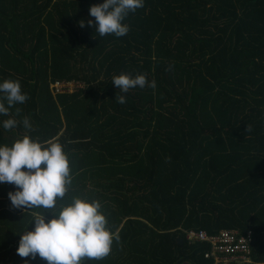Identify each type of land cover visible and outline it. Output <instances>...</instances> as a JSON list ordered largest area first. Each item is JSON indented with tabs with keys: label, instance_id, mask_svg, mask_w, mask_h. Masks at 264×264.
Here are the masks:
<instances>
[{
	"label": "trees",
	"instance_id": "obj_1",
	"mask_svg": "<svg viewBox=\"0 0 264 264\" xmlns=\"http://www.w3.org/2000/svg\"><path fill=\"white\" fill-rule=\"evenodd\" d=\"M102 2L0 0V83L19 80L29 97L0 114V145L28 135L63 146L71 184L56 213L73 197L97 200L120 237L81 264H212L210 243L188 230L225 228L252 230L263 262L264 0H143L121 37L95 30L89 8ZM120 73L156 87L122 93ZM56 81L83 87L55 95ZM9 118L21 123L5 130ZM16 190L0 184V264H47L16 249L32 212L56 214L13 207Z\"/></svg>",
	"mask_w": 264,
	"mask_h": 264
},
{
	"label": "clouds",
	"instance_id": "obj_2",
	"mask_svg": "<svg viewBox=\"0 0 264 264\" xmlns=\"http://www.w3.org/2000/svg\"><path fill=\"white\" fill-rule=\"evenodd\" d=\"M144 6L143 0H103L89 8L95 18V30L101 37L115 34L117 37L128 33L129 27L122 21L131 12ZM80 27L84 22L80 21ZM93 24L88 20V25ZM113 85L122 93L145 86L155 89V81H148L145 74L135 77L126 73L113 76ZM3 101H0V114L9 115V109L25 103L29 97L22 92L19 80L5 79L0 83ZM118 103H126L124 95H115ZM16 114L21 112L16 108ZM14 118L3 121V128L17 127ZM23 127L32 131L28 117L22 120ZM246 126L245 131H250ZM9 183L17 190L8 197L15 208L50 210L56 215L45 222L43 213L32 212L34 229L24 230L19 239L17 253L21 257H39L47 264H81L85 258L100 260L110 254L117 232L108 229L106 216L101 212L102 204L93 200L73 197L72 202L60 207L56 213L57 200L63 199L71 184L68 158L63 146L57 140L44 143L31 139L28 135L13 141L11 146L0 145V184ZM29 222V223H30ZM28 223V224H29ZM27 228V227H26Z\"/></svg>",
	"mask_w": 264,
	"mask_h": 264
},
{
	"label": "built area",
	"instance_id": "obj_3",
	"mask_svg": "<svg viewBox=\"0 0 264 264\" xmlns=\"http://www.w3.org/2000/svg\"><path fill=\"white\" fill-rule=\"evenodd\" d=\"M72 82L56 81L51 84L53 93L69 92ZM76 87L81 84L75 83ZM188 239L191 241H207L210 250L205 253L206 258L213 260L212 264H250L255 262L252 258V230L245 233L237 229L225 228L216 234H210L206 230H188Z\"/></svg>",
	"mask_w": 264,
	"mask_h": 264
},
{
	"label": "rangeland",
	"instance_id": "obj_4",
	"mask_svg": "<svg viewBox=\"0 0 264 264\" xmlns=\"http://www.w3.org/2000/svg\"><path fill=\"white\" fill-rule=\"evenodd\" d=\"M72 83L73 84H71V86H70V91L69 92H72V91H74L75 90V88H76V84L75 83H77V82H75V81H72ZM78 84H80V83H78ZM82 85V84H81ZM81 87H83V86H81ZM51 89H52V86H51ZM52 91H53V89H52Z\"/></svg>",
	"mask_w": 264,
	"mask_h": 264
},
{
	"label": "crops",
	"instance_id": "obj_5",
	"mask_svg": "<svg viewBox=\"0 0 264 264\" xmlns=\"http://www.w3.org/2000/svg\"><path fill=\"white\" fill-rule=\"evenodd\" d=\"M253 258V257H252Z\"/></svg>",
	"mask_w": 264,
	"mask_h": 264
}]
</instances>
